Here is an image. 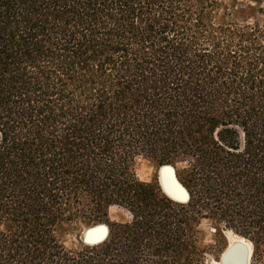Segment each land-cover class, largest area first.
<instances>
[{
	"label": "trees",
	"instance_id": "trees-1",
	"mask_svg": "<svg viewBox=\"0 0 264 264\" xmlns=\"http://www.w3.org/2000/svg\"><path fill=\"white\" fill-rule=\"evenodd\" d=\"M233 3L0 0V264H207L205 220L264 264V21Z\"/></svg>",
	"mask_w": 264,
	"mask_h": 264
},
{
	"label": "rangeland",
	"instance_id": "rangeland-1",
	"mask_svg": "<svg viewBox=\"0 0 264 264\" xmlns=\"http://www.w3.org/2000/svg\"><path fill=\"white\" fill-rule=\"evenodd\" d=\"M232 1H234V3L230 5V9L227 15L228 20L245 21L250 23L253 21H264V2L255 0ZM160 168L161 166H158L154 162L143 157H138L136 161V172L138 178L141 181L149 182L154 178H158L160 183ZM110 217L112 220L116 221L128 220L130 218L129 214L125 210L118 207H112L110 209ZM90 227L82 225V227L80 228L73 227L72 229L70 228L69 231L67 230L63 234L64 242L67 247L77 248L79 246V241H81L83 233ZM202 231L204 244L209 248L207 253V264H221L222 256L229 245L231 246L234 244V235L236 234L233 231H229L227 229L224 230V235L227 238V242L225 245V243L216 244V228L210 221L205 220L203 222ZM225 246H227V248ZM220 256V261H218V257Z\"/></svg>",
	"mask_w": 264,
	"mask_h": 264
},
{
	"label": "water",
	"instance_id": "water-1",
	"mask_svg": "<svg viewBox=\"0 0 264 264\" xmlns=\"http://www.w3.org/2000/svg\"><path fill=\"white\" fill-rule=\"evenodd\" d=\"M160 185L163 191L173 200L185 202L189 198L187 190L179 182L173 165L165 164L160 168ZM109 233L106 224H98L88 228L82 235L85 244H96L103 241ZM251 254L248 248L241 244L229 245L224 252L221 264H250Z\"/></svg>",
	"mask_w": 264,
	"mask_h": 264
},
{
	"label": "bare ground",
	"instance_id": "bare-ground-1",
	"mask_svg": "<svg viewBox=\"0 0 264 264\" xmlns=\"http://www.w3.org/2000/svg\"><path fill=\"white\" fill-rule=\"evenodd\" d=\"M234 237H235V239H234V244L233 245H235L236 243H241V244L245 245L248 248V250L250 251V254H251V257H252V253H253V245H252V243L250 241H248L247 239L243 238V237H240V236H237V235H234ZM250 261H251V258H250Z\"/></svg>",
	"mask_w": 264,
	"mask_h": 264
}]
</instances>
